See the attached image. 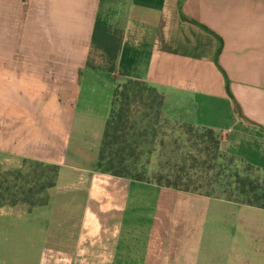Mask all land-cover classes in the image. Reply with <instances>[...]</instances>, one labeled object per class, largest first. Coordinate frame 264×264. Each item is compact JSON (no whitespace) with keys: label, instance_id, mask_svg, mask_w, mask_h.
Returning a JSON list of instances; mask_svg holds the SVG:
<instances>
[{"label":"crops","instance_id":"0c3cea01","mask_svg":"<svg viewBox=\"0 0 264 264\" xmlns=\"http://www.w3.org/2000/svg\"><path fill=\"white\" fill-rule=\"evenodd\" d=\"M127 80L264 170V0H0V165L59 168L0 207V264H264L263 208L93 167Z\"/></svg>","mask_w":264,"mask_h":264},{"label":"trees","instance_id":"16d2710c","mask_svg":"<svg viewBox=\"0 0 264 264\" xmlns=\"http://www.w3.org/2000/svg\"><path fill=\"white\" fill-rule=\"evenodd\" d=\"M136 102L145 103L138 111L141 113L138 122L132 120L130 112ZM162 107L163 96L145 82L127 80L117 85L99 160L93 167L119 178L209 198L224 197L231 202L264 209V183L250 176L253 171L264 173V170L222 152L220 140L212 129L164 118ZM234 161L245 165L244 176L238 171L225 174L230 172ZM29 163L41 170V179H35L34 186H29L38 189L37 193L32 194L33 188L27 192L18 190L11 196L12 200L7 201L0 183V207L23 206L32 210L48 204L49 191L56 184L59 168ZM15 171L14 181L22 180L21 169ZM217 188L224 189L222 195L216 194ZM4 190L8 195L10 188ZM16 194L24 197L21 203L15 199ZM31 195L37 198L33 200Z\"/></svg>","mask_w":264,"mask_h":264},{"label":"rangeland","instance_id":"374dc122","mask_svg":"<svg viewBox=\"0 0 264 264\" xmlns=\"http://www.w3.org/2000/svg\"><path fill=\"white\" fill-rule=\"evenodd\" d=\"M144 104H145L144 102H136V103H133L131 105L130 112H131L132 120H137V122L140 120L141 113H138V111H141L143 109ZM19 169H21V172H22V180L16 182V181H14L15 175H13V174L16 172L15 170H19ZM19 169L10 170V169H6V167H4L3 165H0V183L3 184L2 190L5 194L4 197L6 198L7 201L12 200L11 196L14 194V192H17L18 190L20 192H22V191L27 192L29 190V188H33L32 194L37 193V191H38V189H36L35 187H29V186L30 185L34 186L35 179H41L40 178L41 177V175H40L41 170L39 168L35 169L34 164L29 163V162H27V163L25 162L23 164V166ZM245 169H246L245 165L242 164L240 161H234V162H232L230 172L229 173L227 172L225 174L229 175L235 171H238L241 176L242 175L244 176L245 173H243V172ZM250 176L252 177V179H259V181L261 183H264V173L263 172L253 171L250 174ZM230 181L234 182V178H231ZM14 185L16 186V189L13 188ZM5 188H10V190H9L10 195L9 194L7 195V193H5V190H4ZM232 188H235V185ZM223 192H224L223 188H221V189L217 188L216 189V194L222 195ZM228 192H230V191H228ZM14 196H16L15 199L19 203H21L24 200V197H21L19 194H16ZM31 198L33 200H35L37 197H36V195L35 196L31 195ZM221 199H225V198L222 197Z\"/></svg>","mask_w":264,"mask_h":264}]
</instances>
